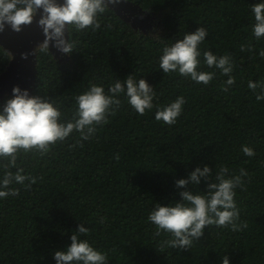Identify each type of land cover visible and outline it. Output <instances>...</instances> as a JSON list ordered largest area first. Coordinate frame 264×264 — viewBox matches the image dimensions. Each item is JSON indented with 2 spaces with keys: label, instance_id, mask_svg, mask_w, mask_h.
<instances>
[{
  "label": "trees",
  "instance_id": "trees-1",
  "mask_svg": "<svg viewBox=\"0 0 264 264\" xmlns=\"http://www.w3.org/2000/svg\"><path fill=\"white\" fill-rule=\"evenodd\" d=\"M128 2L150 28L133 26L109 6L101 29L71 32L76 41L71 56L35 48L30 95L55 100L71 119L75 95L90 83L107 85L134 73L155 87V103L184 95V113L169 126L155 120V110L136 114L122 97L110 122L83 147L73 134L42 158L18 159L40 179L31 190L22 188L18 198L0 201V264H55L52 253L71 243L80 223L91 229V239L108 253L110 264H221L225 255L230 264H264V101L257 102L247 86L249 80L264 81V60L258 56L264 41L256 42L249 27L250 5L258 0ZM200 26L209 33L202 48L233 56L236 84L227 92L221 87L226 77L204 86L158 68L160 49ZM248 43L254 51H241ZM10 61L0 45V76ZM11 95H1L0 105ZM243 144L257 155L244 156ZM203 164L249 172L247 190H238L236 197L240 220L248 227L233 232L210 226L190 249L161 251L165 237L155 236L147 214L155 202L178 200L175 181ZM101 217L107 218L103 224Z\"/></svg>",
  "mask_w": 264,
  "mask_h": 264
},
{
  "label": "clouds",
  "instance_id": "clouds-1",
  "mask_svg": "<svg viewBox=\"0 0 264 264\" xmlns=\"http://www.w3.org/2000/svg\"><path fill=\"white\" fill-rule=\"evenodd\" d=\"M128 0H0V33L6 28L19 33L29 26L39 14L38 26L45 39L41 51L55 48L62 55L71 56L76 41L71 32L97 31L102 17L110 5L127 3ZM253 22L249 25L251 37L264 41V0L250 5ZM209 33L203 26L194 32L178 34L169 40L158 57V68L164 75H175L208 86L218 76L226 77L221 87L227 92L236 84V64L229 54L213 53L204 49ZM241 51H254L252 44H241ZM264 60V47L258 51ZM248 88L256 93V101H264V81L249 80ZM131 109L143 116L155 110L157 122L172 126L183 115L187 100L184 95L174 100L155 103V87L146 79L129 74L123 80L117 78L110 84L90 83L75 95V113L65 117L61 105L41 95H30L28 89L12 88V95L0 105V201L18 198L21 189L31 190L40 177L20 167L18 159L27 154L48 155L58 143L78 134V144L84 146L98 130L107 125L122 104V98ZM240 151L248 158L257 155L254 147L241 145ZM117 160L119 156L115 157ZM15 169V171H13ZM251 180L249 172L240 167L234 170L225 164L195 167L186 178L175 181L179 199L167 204L155 202L147 214V222L154 227L155 236L163 235L160 250L166 248L188 250L199 241L206 228H231L243 231L247 223L240 220L237 191H246ZM204 184L203 190L199 186ZM17 185L19 187H17ZM100 218V223L106 222ZM71 243L52 253L55 264H110L108 253L101 250L91 239V229L80 223L70 237ZM221 264H230L225 255Z\"/></svg>",
  "mask_w": 264,
  "mask_h": 264
},
{
  "label": "rangeland",
  "instance_id": "rangeland-1",
  "mask_svg": "<svg viewBox=\"0 0 264 264\" xmlns=\"http://www.w3.org/2000/svg\"><path fill=\"white\" fill-rule=\"evenodd\" d=\"M110 7L115 10L117 9L116 12L125 20H130L133 26L141 27L142 29L150 28V25H148L143 14L135 7L132 8L129 5V2L114 6L110 5ZM34 22H36V19H34L33 23ZM32 24L24 26L23 30L19 33L12 31L10 28H6L3 33H0V45L6 47V49L12 53V57L14 56L11 65H9L8 73L6 71L0 76V79H2L0 81V96L7 93L12 94V88L14 86H19L22 89H28L27 84L31 82V79H33V48L40 46L43 41L40 43H32V41L28 39L27 41L23 39H26L29 35ZM24 46L27 47V51L25 53H21L20 49ZM55 52L57 55H61V53H59L56 49ZM23 56H26L27 58H23Z\"/></svg>",
  "mask_w": 264,
  "mask_h": 264
},
{
  "label": "water",
  "instance_id": "water-1",
  "mask_svg": "<svg viewBox=\"0 0 264 264\" xmlns=\"http://www.w3.org/2000/svg\"><path fill=\"white\" fill-rule=\"evenodd\" d=\"M129 5L132 7V5L129 3ZM133 8V7H132ZM114 9V8H113ZM117 10V9H116ZM39 14L37 15V17L35 18L36 19V22H34L33 24H32V27H31V29H30V31H29V35L26 37V39L25 38H23L24 40H26L27 41V39L28 40H30V41H32V43H40V42H42L44 39H45V37H44V34H43V32H42V29L38 26V23H37V21L39 20ZM32 39V40H31ZM33 39H34V41H33ZM4 47V46H3ZM5 49H6V47H4ZM19 48H21V47H19ZM7 50V49H6ZM50 51H54V52H52L55 56H58L57 55V53L55 52V48H53V47H50V49H49ZM7 51H9V50H7ZM20 51H21V53H25L26 51H27V47H22V49H20ZM33 52L35 53V48H33ZM9 53H10V55H11V61H10V63H9V65H11V63H12V59H13V57H12V53L9 51ZM23 58H27L26 56L24 57L23 56ZM33 63H34V60H33ZM9 65H8V67H7V69H6V71H7V73H8V69H9ZM5 71V72H6ZM4 72V73H5ZM32 73L34 74V71H33V66H32ZM34 76V75H33ZM2 79H0V81H1ZM32 80L33 79H31V82H29V83H32ZM27 84V86L29 87V85L30 84Z\"/></svg>",
  "mask_w": 264,
  "mask_h": 264
}]
</instances>
